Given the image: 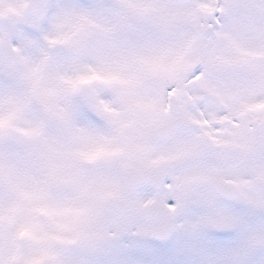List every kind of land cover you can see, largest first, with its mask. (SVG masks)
<instances>
[{
	"label": "snow or ice",
	"instance_id": "obj_1",
	"mask_svg": "<svg viewBox=\"0 0 264 264\" xmlns=\"http://www.w3.org/2000/svg\"><path fill=\"white\" fill-rule=\"evenodd\" d=\"M0 264H264V0H0Z\"/></svg>",
	"mask_w": 264,
	"mask_h": 264
}]
</instances>
